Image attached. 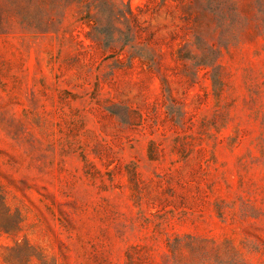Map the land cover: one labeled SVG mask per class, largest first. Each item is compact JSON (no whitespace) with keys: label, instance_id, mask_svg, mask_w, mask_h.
<instances>
[{"label":"rangeland","instance_id":"1","mask_svg":"<svg viewBox=\"0 0 264 264\" xmlns=\"http://www.w3.org/2000/svg\"><path fill=\"white\" fill-rule=\"evenodd\" d=\"M92 1L0 0V264H264V0Z\"/></svg>","mask_w":264,"mask_h":264},{"label":"trees","instance_id":"2","mask_svg":"<svg viewBox=\"0 0 264 264\" xmlns=\"http://www.w3.org/2000/svg\"><path fill=\"white\" fill-rule=\"evenodd\" d=\"M71 1H77L79 3L85 2V0H71ZM108 5L107 0H93L91 3L86 4L85 7V16L84 19H86L88 22H94L95 16L90 14V9L93 7L96 10V14H100L101 7ZM95 30L100 33V29L95 27ZM118 32V30H115L114 33ZM111 39H113L114 34L110 36ZM1 199V198H0Z\"/></svg>","mask_w":264,"mask_h":264}]
</instances>
